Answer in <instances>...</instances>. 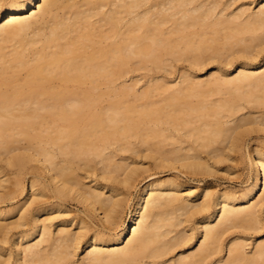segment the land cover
Here are the masks:
<instances>
[{"label":"bare ground","instance_id":"obj_1","mask_svg":"<svg viewBox=\"0 0 264 264\" xmlns=\"http://www.w3.org/2000/svg\"><path fill=\"white\" fill-rule=\"evenodd\" d=\"M0 16V264H264V0H0ZM243 150L240 190L191 186ZM152 169L178 176L144 177L122 222Z\"/></svg>","mask_w":264,"mask_h":264},{"label":"rangeland","instance_id":"obj_2","mask_svg":"<svg viewBox=\"0 0 264 264\" xmlns=\"http://www.w3.org/2000/svg\"><path fill=\"white\" fill-rule=\"evenodd\" d=\"M254 6H255V4L251 5L252 8ZM201 73H205V71H202ZM163 74L164 73H161V72L158 74L159 82L162 81ZM150 75H152V74L151 73H145L143 71L134 72V74H129L128 76H126V78H125L126 79V84L131 83L132 80L133 81L134 80H138L137 84H136L137 85L136 86V91L139 92V91L145 89L144 81ZM260 135H261V137L264 136L263 133H260ZM253 143L254 142L249 141L248 142V147L253 145ZM235 158H237V159L235 160L234 163H232V172L233 173L229 177H223L222 173H220L217 176L218 177H223V178L222 179L220 178V180L217 179V182H215V184H212V183L203 184L201 182H197V183L196 182H194V183L192 182V183H190L191 186L192 185L193 186L194 185L195 186H199V187L206 186V187H209L210 189L214 190L215 187H217V186L219 187V185H220V186H224L226 188V190H229V191H234L235 192V191L240 190L243 186H245L249 182V177H250V174H251V166H250V162H249V160L247 158L245 150H243L240 155L238 154L237 156H235ZM144 162H146L145 166H148V164L151 163V160L150 159H145ZM148 174H153V175L156 176V178H162V179L167 178L168 175H170L172 177V179H175L176 175H177V173L175 171H172L171 173H167L165 171H162L161 169H152V170H149L146 173L145 172H143V173L142 172L141 173L137 172L135 181L133 182L132 186L128 190L127 202H126V205H125V209H124V211H123V213L121 215L122 222H126L127 221L130 209L132 207V204H133V202L136 199V196H137V193H138V188L140 187L143 178L146 177ZM137 176H138V178H137ZM232 232H234V230ZM250 242L251 241L247 242L248 245L246 246V250L251 249Z\"/></svg>","mask_w":264,"mask_h":264},{"label":"snow or ice","instance_id":"obj_3","mask_svg":"<svg viewBox=\"0 0 264 264\" xmlns=\"http://www.w3.org/2000/svg\"><path fill=\"white\" fill-rule=\"evenodd\" d=\"M26 6H27L26 4L23 5V7H26ZM6 10H8V9H5L4 12H6ZM2 20H3V16H0V21H2Z\"/></svg>","mask_w":264,"mask_h":264}]
</instances>
